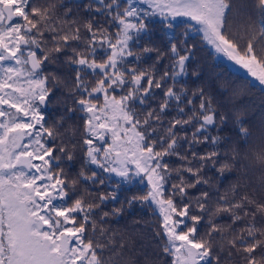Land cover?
<instances>
[{"label":"snow or ice","instance_id":"obj_1","mask_svg":"<svg viewBox=\"0 0 264 264\" xmlns=\"http://www.w3.org/2000/svg\"><path fill=\"white\" fill-rule=\"evenodd\" d=\"M257 90L264 0H0V264H264Z\"/></svg>","mask_w":264,"mask_h":264},{"label":"trees","instance_id":"obj_2","mask_svg":"<svg viewBox=\"0 0 264 264\" xmlns=\"http://www.w3.org/2000/svg\"><path fill=\"white\" fill-rule=\"evenodd\" d=\"M197 55L201 62L206 61L205 72L202 79L206 86L213 92H217L218 89L216 82L218 76H223L229 81L235 80L237 77L248 79V77L243 73L232 69L226 61H222L221 59H207V50L202 49ZM221 99L228 104V107H231L233 104H235V106L247 110L245 123L250 128L252 133L250 143L253 145L259 143V138L262 132H264V128H262V122H264V104L261 103L259 91L257 90L251 95H246L232 102H228L226 98L223 97ZM46 112L49 118H53L57 115L59 109L48 108L46 109ZM223 134L233 139L236 138V132L231 124H229L223 130ZM235 175L236 174L234 173L233 178ZM240 175H244V173L242 172ZM249 175L251 174L249 173ZM253 180H255V177H253ZM137 187L141 186L137 185ZM137 219L140 220L139 224L134 223V220ZM119 223L121 227L141 230L140 234L137 236L138 243L142 244L145 247V250L149 252L153 251L155 247V241L153 239L154 219L148 211L139 208H133L127 213L125 217L120 219Z\"/></svg>","mask_w":264,"mask_h":264},{"label":"rangeland","instance_id":"obj_3","mask_svg":"<svg viewBox=\"0 0 264 264\" xmlns=\"http://www.w3.org/2000/svg\"><path fill=\"white\" fill-rule=\"evenodd\" d=\"M218 59H221L222 61H225V60H223L222 58H218ZM227 62V61H226ZM229 65H230V67L232 68V69H234L235 71L237 70L238 72H241V73H243L244 75H245V73H244V71L243 70H241V69H239L238 67H234L231 63H229V62H227Z\"/></svg>","mask_w":264,"mask_h":264}]
</instances>
